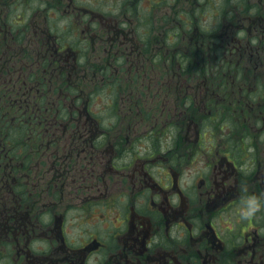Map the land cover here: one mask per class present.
Here are the masks:
<instances>
[{"label":"flooded vegetation","instance_id":"af4514ba","mask_svg":"<svg viewBox=\"0 0 264 264\" xmlns=\"http://www.w3.org/2000/svg\"><path fill=\"white\" fill-rule=\"evenodd\" d=\"M0 264H264V0H0Z\"/></svg>","mask_w":264,"mask_h":264},{"label":"rangeland","instance_id":"374dc122","mask_svg":"<svg viewBox=\"0 0 264 264\" xmlns=\"http://www.w3.org/2000/svg\"><path fill=\"white\" fill-rule=\"evenodd\" d=\"M230 9H232L230 6H225V8H224V11L226 12H228ZM146 15H147V13H146Z\"/></svg>","mask_w":264,"mask_h":264},{"label":"clouds","instance_id":"9594fccd","mask_svg":"<svg viewBox=\"0 0 264 264\" xmlns=\"http://www.w3.org/2000/svg\"><path fill=\"white\" fill-rule=\"evenodd\" d=\"M255 209H253V211H254ZM250 214V213H249Z\"/></svg>","mask_w":264,"mask_h":264}]
</instances>
